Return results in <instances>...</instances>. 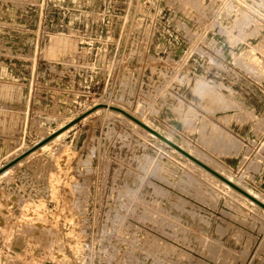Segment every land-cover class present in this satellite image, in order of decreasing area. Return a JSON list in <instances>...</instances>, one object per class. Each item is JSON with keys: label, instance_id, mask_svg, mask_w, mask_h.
I'll return each instance as SVG.
<instances>
[{"label": "rangeland", "instance_id": "374dc122", "mask_svg": "<svg viewBox=\"0 0 264 264\" xmlns=\"http://www.w3.org/2000/svg\"><path fill=\"white\" fill-rule=\"evenodd\" d=\"M263 50L264 0H0V166L111 103L264 199ZM128 122L0 178V264H264V211Z\"/></svg>", "mask_w": 264, "mask_h": 264}, {"label": "water", "instance_id": "95a60500", "mask_svg": "<svg viewBox=\"0 0 264 264\" xmlns=\"http://www.w3.org/2000/svg\"><path fill=\"white\" fill-rule=\"evenodd\" d=\"M97 107H108V108H111V109H114L116 111L121 112L123 115H125L126 117H128L129 119H131L132 121H134L136 124H138L141 128L147 130L148 132H150L151 134H153L154 136H156L159 140L163 141L165 144H167L171 148H173L176 151H178L179 153H181L184 157L190 159L191 161H193L194 163H196L197 165H199L200 167H202L203 169H205L206 171H208L209 173H211L215 177H217L220 180L224 181L226 184H228L229 186H231L232 188H234L238 192L242 193L243 195H245L246 197H248L249 199H251L252 201H254L259 207H261L262 209H264V203L262 201L258 200L257 198H255L254 196H252L251 194H249L247 191H245L244 189H242L241 187H239L238 185H236L232 181L226 179L224 176H222L220 173H218L217 171H215L209 165H207L206 163H204L201 160L197 159L195 156L191 155L188 151H186L185 149L181 148L177 143L173 142L172 140H170L165 135L161 134L156 129H154L151 126L145 124L144 122H142L141 120H139L135 116L131 115L130 113L126 112L125 110H123V109H121L119 107H115V106H107L106 104H98V105L94 106L92 109H90L89 111H87L83 115H81L79 117H76L75 119L71 120L69 123H67L64 126H62L60 129H57L56 131H54L53 133H51L47 137L41 139L40 141H38L37 143H35L32 147H30L29 149H27L24 153H22L21 155H19L18 157H16L12 161H10L9 163L3 165L0 168V172H2L4 169H6L9 166H11L12 164H14L20 158H22L25 155H27L30 151L34 150L35 148H37L40 145L44 144L45 142L49 141L50 139H52L54 136H56L57 134H59L63 130H65V129L69 128L70 126H72V125L76 124L77 122H79L84 116H86L89 113H91Z\"/></svg>", "mask_w": 264, "mask_h": 264}, {"label": "bare ground", "instance_id": "6f19581e", "mask_svg": "<svg viewBox=\"0 0 264 264\" xmlns=\"http://www.w3.org/2000/svg\"><path fill=\"white\" fill-rule=\"evenodd\" d=\"M225 3V2H224ZM17 5V4H16ZM263 8V7H262ZM238 12V11H237ZM251 34V33H250ZM234 37V36H233ZM264 51V50H263ZM249 52V51H248ZM253 53V52H252ZM248 54H251V53H247V55ZM18 56V55H17ZM208 56V55H207ZM251 56L252 55H250V58H251ZM236 60H238V59H236ZM259 62V61H258ZM259 64V63H258ZM32 68V67H31ZM250 70V69H249ZM253 70V69H252ZM198 84V83H197ZM201 86V85H200ZM214 100H216V99H214ZM217 102V101H216ZM105 103V102H104ZM108 103V102H107ZM94 104V103H93ZM98 104H102V103H98ZM111 104V103H110ZM110 104H108L107 106H111ZM95 105H97V104H95ZM88 106V105H87ZM121 106V105H120ZM115 107H118V106H115ZM100 109H107V110H109V111H111V112H113V113H117V114H120V115H122V116H124L125 118H127L131 123H134V125H138V124H136L134 121H132L131 119H129L128 117H126L125 115H123L121 112H119V111H116V110H114V109H111V108H108V107H97V108H95L91 113H89L88 115H90V114H92V113H95V112H97L98 110H100ZM129 110V109H128ZM126 111V110H125ZM130 111V110H129ZM126 112H128V111H126ZM106 113V112H105ZM128 113H130V112H128ZM133 113V112H132ZM131 114V113H130ZM88 115H86V116H84L81 120H83L85 117H87ZM103 117V116H102ZM138 118H139V120H141L142 122H144L145 124H147V125H149L148 123H146L145 121H143L142 120V117H141V119H140V117L139 116H137ZM70 121V120H69ZM90 121V120H89ZM130 122H128V123H130ZM65 125V123L64 124H61L60 126H58L55 130H53L51 133H53L54 131H56L57 129H60L62 126H64ZM73 126V125H72ZM72 126H70L69 128H67V129H65V130H63L62 132H60L59 134H57L56 136H54L52 139H50L49 141H47V142H45L44 144H42V145H40L39 147H37V148H35L34 150H32V151H30L27 155H25L24 157H22V158H20L19 160H17L14 164H12L11 166H9L8 168H6V169H4L2 172H0V178H2V177H5V176H7L10 172H12L13 170H15L19 165H21L24 161H26V160H28V159H31V158H33L34 156H36L37 154H39L40 152H42L43 150H45L47 147H49L54 141H56V140H58L60 137H62ZM139 126V125H138ZM150 126V125H149ZM143 129V128H142ZM145 130V129H144ZM147 133H149L150 135H152V136H154L153 134H151L150 132H148L147 130H145ZM50 133V134H51ZM3 134V133H2ZM50 134H48V135H50ZM47 135V136H48ZM47 136H45V137H47ZM45 137H41L40 138V140L41 139H43V138H45ZM154 137H156V136H154ZM157 138V137H156ZM40 140H38V141H40ZM37 141V142H38ZM161 141V140H160ZM36 142V143H37ZM163 142V141H162ZM35 144V143H34ZM33 144V145H34ZM32 145V146H33ZM32 146H30V147H32ZM180 146V145H179ZM29 147V148H30ZM181 148H183V149H185L182 145L180 146ZM28 148V149H29ZM173 149V148H172ZM27 150V149H26ZM26 150H24L22 153H24ZM173 150H175V149H173ZM186 150V149H185ZM176 151V150H175ZM186 151H188V150H186ZM177 153H179L178 151H176ZM191 155H193V156H195L197 159H199V160H201L202 162H204L205 163V160H202V159H200L198 156H196L195 155V153L193 154V152H190V151H188ZM21 153V154H22ZM21 154H19V155H21ZM179 154H181V153H179ZM19 155H17V156H15L14 158H12V159H10L8 162H6L5 164H7V163H9L10 161H12L13 159H15L16 157H18ZM182 155V154H181ZM146 157V156H145ZM188 159V158H187ZM193 165H196V167L198 168H200L201 170H203L204 172H205V174L206 173H208L209 175H211L212 176V178L214 179H216L217 181H219L220 183H222L225 187H227L229 190H231V191H233V192H235V194L237 193L239 196H241L243 199H245V200H247L251 205H253V206H255V207H258V208H261V207H259L254 201H252L251 199H249L248 197H246L245 195H243L242 193H240V192H238L237 190H235L234 188H232L231 186H229L228 184H226L224 181H222V180H220L219 178H217V177H215L214 175H212L211 173H209L208 171H206L205 169H203L202 167H200L199 165H197L196 163H194L193 161H191L190 159H188ZM5 164H3V165H5ZM3 165H1L0 166V168L3 166ZM207 165H209V164H207ZM187 167V166H186ZM211 168H213L215 171H217L218 173H220L222 176H224L226 179H228V180H230V181H232L233 183H235L236 185H238L239 187H241L242 189H244L245 191H247L249 194H251L252 196H254L255 198H257L258 200H260V201H262L263 203H264V199L263 198H261L260 196H259V194H257L256 192H254L253 191V189L251 190V189H249V188H247V187H245L244 185H242V184H240L239 182H237V181H235L234 179H232L228 174H226V173H224L223 171H220V170H217V169H215V166H210ZM189 168V167H188ZM202 173V172H201ZM155 178H157V177H155ZM211 178V179H212ZM190 181V180H189ZM212 181V180H211ZM216 182V181H215ZM198 185V184H197ZM199 189V188H198ZM5 191V190H4ZM229 192V191H228ZM209 194V193H208ZM5 196H7V195H5ZM228 197H230V196H228ZM239 198V197H238ZM234 199V198H233ZM10 201V200H9ZM132 201V200H131ZM210 201V200H209ZM230 206V205H229ZM255 209V208H254ZM262 209V208H261ZM263 211H264V209H262ZM1 212H2V210H1ZM2 214V213H1ZM162 215H164V214H162ZM166 217V216H165ZM7 219V218H6ZM169 219V218H168ZM176 219V218H175ZM164 220V219H163ZM6 222V221H5ZM173 222H176V221H173ZM3 223V222H2ZM177 224V223H176ZM249 225V224H248ZM215 231H217V230H215ZM48 232V231H47ZM145 235V234H144ZM201 236V235H200ZM71 238V237H70ZM52 241V240H51ZM263 243V242H262ZM53 244V243H52ZM62 244V243H61ZM60 244V245H61ZM146 246V245H145ZM161 249V248H160ZM216 249V248H215ZM256 249V248H255ZM262 249V248H261ZM60 250V249H59ZM149 250V249H148ZM151 250V249H150ZM1 251V250H0ZM165 251V250H164ZM1 253V252H0ZM49 253V252H48ZM6 255V254H5ZM5 255H3V258H4V256ZM151 255V254H150ZM1 256V255H0ZM11 257V256H10ZM12 258V257H11ZM240 258V257H239ZM11 260V259H10ZM156 260V259H155ZM6 261H8V260H6ZM9 262V261H8ZM1 263H6V262H1ZM11 263H13V261L11 262ZM10 263V264H11Z\"/></svg>", "mask_w": 264, "mask_h": 264}, {"label": "crops", "instance_id": "0c3cea01", "mask_svg": "<svg viewBox=\"0 0 264 264\" xmlns=\"http://www.w3.org/2000/svg\"><path fill=\"white\" fill-rule=\"evenodd\" d=\"M233 126H237V124L235 123V121L234 122H232L231 123ZM75 125V124H74ZM74 125L71 127V128H73L74 127ZM185 125H189L188 124V120H186V124ZM238 127V126H237ZM70 128V129H71ZM155 129V128H154ZM158 131V130H157ZM195 134V133H194ZM207 136L208 135H205V138H207ZM214 136H216V135H211V138H214ZM167 137V136H166ZM169 138V137H168ZM170 140H172L171 138H169ZM40 140V139H39ZM173 141V140H172ZM37 142V141H36ZM35 142V143H36ZM174 142V141H173ZM175 143H177V142H175ZM179 145V144H178ZM212 145H213V143H212ZM181 146V145H180ZM200 147H202V146H200ZM212 147V146H211ZM202 149H205L204 147H202ZM211 149L213 150V148H210V152H208L209 150H206V152H208V153H211ZM233 150L234 149H230L229 147H227V146H222V143H220V146H219V148L217 149V151L215 152V154H213V153H211V154H213L214 156H218L222 161H225V162H227V163H231V164H235L236 163V156L235 155H233ZM189 151V150H188ZM13 231H15V229H12Z\"/></svg>", "mask_w": 264, "mask_h": 264}]
</instances>
